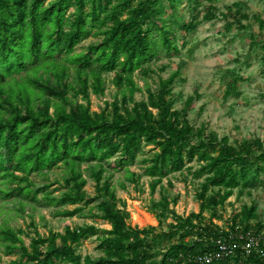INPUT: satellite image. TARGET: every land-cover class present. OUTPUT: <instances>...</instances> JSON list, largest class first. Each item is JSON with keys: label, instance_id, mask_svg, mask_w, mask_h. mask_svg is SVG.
Wrapping results in <instances>:
<instances>
[{"label": "trees", "instance_id": "obj_1", "mask_svg": "<svg viewBox=\"0 0 264 264\" xmlns=\"http://www.w3.org/2000/svg\"><path fill=\"white\" fill-rule=\"evenodd\" d=\"M178 1L0 0V197L40 198L64 216L86 209L109 224L36 231L27 244L21 227H2L0 241L9 252L18 251L4 264H264V231L254 202L233 208L226 227L214 221L221 216L219 205L249 192L264 169L263 141L253 137L231 143L227 135L194 126L171 97L178 69L160 77L156 88L148 87L144 99L133 98V72L147 74L158 50L178 49L165 16L166 5ZM188 5L185 29L217 15L213 0H189ZM253 18L264 27L262 17ZM89 35L99 37L76 50ZM24 70L33 76L17 88L4 85ZM107 71L113 72L121 96L91 111L89 93H103ZM69 73L70 81L65 79ZM236 80L226 83V95L235 90ZM67 88L82 101L67 97ZM145 144L153 151L140 159L141 173L150 177L151 192L163 177L183 168L202 177L195 190L196 211L175 212L169 207L174 199L161 191L151 203L157 224H130L111 170L127 168V177L135 180L128 165ZM191 160L198 165H187ZM59 164L66 171L59 194L48 188L50 183L37 185L31 178ZM84 171L93 180V193L85 189ZM249 232L260 235L259 249L245 252L241 243ZM89 236L97 240L98 255L76 250ZM218 239L235 243L232 252L199 260Z\"/></svg>", "mask_w": 264, "mask_h": 264}, {"label": "rangeland", "instance_id": "obj_2", "mask_svg": "<svg viewBox=\"0 0 264 264\" xmlns=\"http://www.w3.org/2000/svg\"><path fill=\"white\" fill-rule=\"evenodd\" d=\"M188 1L179 0L174 7L166 5V20L178 49L169 52L158 50L149 60L147 74L140 70L133 72L137 87L133 98L144 99L148 87L156 88L160 77H166L172 70L178 69L179 73L172 83L171 97L175 108L184 110L194 126L203 125L205 133L214 131L219 136L227 135L231 143L258 137L264 144V27H260L253 18V14H257L264 19V0H213L217 15L198 21L193 29H185L183 24L191 17ZM98 37L89 35L78 43L76 50ZM46 67L49 68V65ZM40 73L50 74L42 69ZM112 74V71L103 73V93L90 91L91 111H99L105 104L109 105L112 100L120 98L121 93L112 82ZM29 76H33L31 70L15 73L6 79L4 85L17 88ZM71 77L69 73L65 79L70 81ZM234 77L237 78L235 90L226 95L225 85ZM66 95L82 101L80 94L73 95V88H67ZM189 97L190 101L186 102ZM152 151L150 145L145 144L137 158L129 163L128 169L134 171L135 180L127 177V168L111 170L115 193L119 201H125L129 211L128 221L140 227L157 224L151 203L160 197L161 191L174 199L169 202V207L179 214L185 215L198 209L195 190L202 177L194 178L186 168L167 174L155 190L150 191V177L141 173L140 159ZM187 165L194 168L198 162L191 160ZM65 173L59 164L44 173L33 172L31 178L37 185L50 183L48 188L57 195L63 190L61 183ZM84 175L87 178L85 189L93 193V180L86 171ZM242 202L257 205V218L264 231V169L252 181L249 192H243L240 196L233 194L219 205L221 216L214 221L226 227L231 210L239 208ZM65 206L71 208L74 205ZM55 208L40 198L36 201L23 196L0 197V229L21 227V237L27 244L30 235L36 231L45 234L49 229L62 231L65 225L86 223L109 227L106 221L88 213L86 209L83 213L64 216L56 214ZM170 220L171 216H168L163 227ZM96 242L95 236H89L80 242L76 250L82 254L98 255L100 251L95 247ZM17 255L16 249L9 252L0 241V263L4 264Z\"/></svg>", "mask_w": 264, "mask_h": 264}, {"label": "built area", "instance_id": "obj_3", "mask_svg": "<svg viewBox=\"0 0 264 264\" xmlns=\"http://www.w3.org/2000/svg\"><path fill=\"white\" fill-rule=\"evenodd\" d=\"M259 241H260L259 234L249 232L243 237V242L241 243V247L245 250V252H249L252 249H259ZM234 245L235 243L231 244L225 240L218 239L217 246L214 250L199 254L197 258L202 261H209L212 258L215 257L217 258L225 253L232 252Z\"/></svg>", "mask_w": 264, "mask_h": 264}]
</instances>
